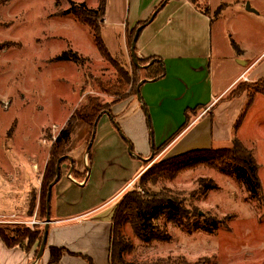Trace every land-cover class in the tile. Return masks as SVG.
<instances>
[{
    "label": "rangeland",
    "instance_id": "obj_1",
    "mask_svg": "<svg viewBox=\"0 0 264 264\" xmlns=\"http://www.w3.org/2000/svg\"><path fill=\"white\" fill-rule=\"evenodd\" d=\"M197 2L204 5L201 0ZM208 2L210 6L206 9L213 19L211 62L215 89L228 86L244 71L245 67L238 61L249 65L247 60L259 59L258 66L252 74L246 75L254 81L241 82L226 96L223 102L241 94L233 104L223 110L219 108L225 112L224 121L220 115H210L195 126L194 132L182 140V145L194 135L203 137L189 145L187 151L228 148L233 139H239L259 165L263 201L252 200L236 178L204 165L183 171L173 181L162 180L155 190L166 189L178 195L179 203L189 211L184 221L191 225L190 229L161 217L155 224L166 228L171 239L148 244L138 239L128 225L125 226L124 234L135 246L134 251L126 255L128 261L147 263L174 257L191 264H264V94H256L252 106L247 109L249 95L255 86L264 83V78L258 77L264 70V0ZM71 3L85 4L89 9L99 6V0H8L0 5V156L8 163V184L20 183L17 175L21 172L26 176L25 183L30 180L32 154L41 161L44 155L47 156L48 163L52 146L67 126L74 107L87 104L89 98L105 102L115 100L116 97L109 90L104 92L106 88L101 85L116 83L122 69L132 75L131 60L120 57L106 60L99 53L92 32L71 14L62 15V11L70 9ZM107 8L112 12V20L125 13L121 1L113 3L110 0ZM154 15L155 12L150 21ZM111 19H108L110 23L101 24L106 31L113 28ZM104 39L110 50H114L107 33ZM233 43L241 51V56ZM68 50L77 53L84 62L52 61ZM241 117L243 121L237 129ZM216 120L224 124V131H231L230 140L215 141L212 123ZM88 142H91L89 137ZM172 152L152 156L146 169L175 155ZM10 174L14 176L11 178ZM203 180L213 181L216 189L203 188ZM0 191L4 193L2 188ZM129 191L140 192L139 181ZM196 210L201 217L195 215ZM209 218L220 222L227 219L226 225L219 222L210 230L199 228ZM38 222V226L45 225V221ZM15 225L0 224V227Z\"/></svg>",
    "mask_w": 264,
    "mask_h": 264
},
{
    "label": "crops",
    "instance_id": "obj_2",
    "mask_svg": "<svg viewBox=\"0 0 264 264\" xmlns=\"http://www.w3.org/2000/svg\"><path fill=\"white\" fill-rule=\"evenodd\" d=\"M116 1L123 3L125 13L112 20V12L107 8L102 23L104 26L111 19L113 28L106 31L102 27L103 39L107 33L114 47L110 50L104 39L111 56L127 61L133 59L130 36L148 22L140 32L136 55L141 61L160 60L162 64H157L152 71L162 65L164 75L156 80H142L140 97L132 95L112 106L111 113L118 128L108 113L101 114L90 160L91 128L83 121L74 124L72 142L64 159L68 163L64 162L61 178L52 191L46 251L37 264L49 263L51 248H64L73 254L65 253L61 264H86L82 257L74 255L88 257L94 264H109L115 203L146 170L144 163L153 156L155 144L159 149L171 141L162 154L191 151H187L189 145L203 136L194 135L182 145L183 139L210 116L208 111L212 109V116L220 115L224 121L225 112L221 109L237 101L235 98L223 102L226 96L241 82L254 81L246 75L254 72L259 59L247 60L249 65H243L244 71L231 84L215 89L211 62L213 19L206 9L210 6L209 0H201L203 6L197 0L195 4L189 0H113V3ZM152 64L153 61L147 66ZM258 77L264 78V70ZM198 107L205 109L195 117ZM77 108L74 107L73 112ZM187 117L192 122L184 129ZM212 128L215 141L231 139V131H224L221 121L212 123ZM46 157L44 155L41 161L32 154L30 180L25 183L26 176L21 172L17 175L20 183L8 184V163L0 156V188L4 190V193L0 191V224H40L37 210ZM13 176L10 174L11 178ZM35 250L36 246L29 252L21 247L8 248L0 239V264H35Z\"/></svg>",
    "mask_w": 264,
    "mask_h": 264
},
{
    "label": "trees",
    "instance_id": "obj_3",
    "mask_svg": "<svg viewBox=\"0 0 264 264\" xmlns=\"http://www.w3.org/2000/svg\"><path fill=\"white\" fill-rule=\"evenodd\" d=\"M195 4V0H189ZM8 2V0H0V5ZM107 0H99V6L97 9H89L85 4L71 3V7L68 10L62 11V15L71 14L77 22L82 26L87 27L93 34L94 42L98 48L99 53L103 58L108 61L114 59L105 42L102 35V23L105 16ZM148 22L141 25L147 26ZM136 30L130 36V48L134 38ZM233 46L237 49L240 55L241 51L237 45L233 43ZM139 66L135 65L132 61L133 72L130 75L129 72L119 71V79L116 83L107 85H101L106 89H103L107 93V90L116 97L111 102H105L99 98H89L87 104L78 107L71 115L68 124L64 127L57 136L51 150L50 160L46 165L41 184L38 220L46 221L47 205L46 199L48 194L49 185L56 178V166L59 160L65 155L66 149L69 148L72 142V129L77 121H83L90 126L91 131L89 138L91 139L94 131L97 128L99 117L102 113H108L115 126L118 128L115 118L111 113V108L114 104L121 102L132 95H138V85L142 80H156L163 77V68L155 69L157 64H162L158 59H150L147 61H141L135 55ZM84 59L72 50L64 51L60 55L56 56L52 61L54 62H71L75 64H82ZM153 61L151 66H147ZM146 67L142 69L143 67ZM121 70V69H120ZM146 73V74H145ZM146 75L145 77L143 75ZM264 94L263 81L259 86H255L253 93L248 97L247 109H249L255 99L256 94ZM241 94L231 96V99L239 97ZM205 108L198 107L195 109V117L199 115V112ZM150 128L151 120L147 109L145 110ZM210 115H213V110L208 111ZM194 114V113H193ZM243 117L236 124V128L239 129ZM192 121L187 117L185 128H187ZM166 143L163 147L153 149V156L161 153L169 144ZM91 148L88 152V160L91 159ZM152 158V157H151ZM151 158L145 161V168L148 167ZM64 163L62 160L61 165ZM204 165L219 171L225 175H230L241 182L250 198L257 202L263 201L262 183L259 177V165L257 160L253 156L252 152L247 149L244 144L237 138L232 140L231 146L222 149L204 148L195 149L183 154L171 156L165 161L158 163L146 169L139 177L141 191H127L123 194L120 200L115 206V210L112 217V231L110 241V258L109 264H191L182 258L167 257L157 259L155 261L147 263H138L135 261L126 260V255L134 251L135 246L132 241L124 234V227L129 226L133 234L143 242L152 244L154 242H163L170 240L171 236L167 232L166 228H160L155 224V221L161 217H166L167 221L172 224H180L183 227L190 229V224L184 221L188 217L189 211L184 208L178 199V195L170 190L156 191L158 183L162 180L173 181L180 173L185 170L195 168L197 166ZM203 188L216 189V185L213 181H201ZM53 191V190H52ZM52 201V195H51ZM197 217L202 215L195 211ZM40 218V219H39ZM227 220V219H226ZM226 220L221 222L215 218H209L205 220V223L199 228L204 230H210L213 224L221 223L226 225ZM219 223V224H220ZM45 226L36 225L34 228L26 226H3L0 227V239L8 248L21 247L25 251H31L35 246V259L37 258L39 248L42 242ZM65 253L73 256L68 250L64 248H51L50 260L48 264H61V259ZM82 257L88 264H94L93 261L85 256L74 255Z\"/></svg>",
    "mask_w": 264,
    "mask_h": 264
},
{
    "label": "water",
    "instance_id": "obj_4",
    "mask_svg": "<svg viewBox=\"0 0 264 264\" xmlns=\"http://www.w3.org/2000/svg\"><path fill=\"white\" fill-rule=\"evenodd\" d=\"M248 10H250L249 7H248ZM142 30H143V26L139 27L136 30L135 35H134V38H133V41H132V46H131V54H132L133 62L137 66H139V64H138V61H137V59L135 57V55H136V46H137V41H138L140 32ZM238 62L240 64H243V65L246 64V62H243V61H238ZM143 83H144V81H142V82L139 83L138 88H137L138 92H139V89H140V87H141V85ZM138 97H140L139 94H138ZM95 134H96V130L94 131L93 136L91 138V142L89 144L88 152H89V150H90V148L92 146V143L94 141ZM65 158H66V156L64 158H62V159L59 160V162L57 164V167H56V178H55V180L48 187V194H47V199H46L47 216H46V221H45V229H44V234H43L42 242H41V245H40V248H39V252H38V255H37L35 264H37L41 260V258L43 257V255H44V253L46 251L47 239H48V234H49V226L51 224V195H52V190H53V188L55 187V185L58 183V181L61 178V162ZM71 173H72V171H70L69 176H71Z\"/></svg>",
    "mask_w": 264,
    "mask_h": 264
},
{
    "label": "built area",
    "instance_id": "obj_5",
    "mask_svg": "<svg viewBox=\"0 0 264 264\" xmlns=\"http://www.w3.org/2000/svg\"><path fill=\"white\" fill-rule=\"evenodd\" d=\"M33 223H35V222H33ZM45 224V223H44ZM32 225H34V224H32Z\"/></svg>",
    "mask_w": 264,
    "mask_h": 264
}]
</instances>
